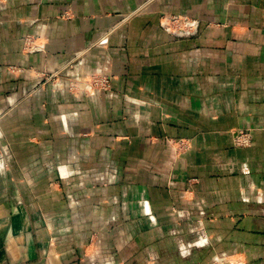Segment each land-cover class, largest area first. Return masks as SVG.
I'll use <instances>...</instances> for the list:
<instances>
[{
    "label": "crops",
    "instance_id": "crops-1",
    "mask_svg": "<svg viewBox=\"0 0 264 264\" xmlns=\"http://www.w3.org/2000/svg\"><path fill=\"white\" fill-rule=\"evenodd\" d=\"M0 116V264H264V0H0Z\"/></svg>",
    "mask_w": 264,
    "mask_h": 264
},
{
    "label": "built area",
    "instance_id": "built-area-1",
    "mask_svg": "<svg viewBox=\"0 0 264 264\" xmlns=\"http://www.w3.org/2000/svg\"><path fill=\"white\" fill-rule=\"evenodd\" d=\"M25 49L27 51H30V52H33L35 50H37V46H35L31 40H27L26 44H25ZM58 75H55V76H49L47 77V82L52 80L53 78L57 77ZM92 82H94V84H92L93 86H96V87H102L104 89L108 88L109 87V80L106 79V78H101V79H95L93 80ZM1 116H0V121H1ZM249 137H248V134L244 133V132H241V134L235 139V144L236 146H243V141H248Z\"/></svg>",
    "mask_w": 264,
    "mask_h": 264
},
{
    "label": "rangeland",
    "instance_id": "rangeland-1",
    "mask_svg": "<svg viewBox=\"0 0 264 264\" xmlns=\"http://www.w3.org/2000/svg\"><path fill=\"white\" fill-rule=\"evenodd\" d=\"M122 19H129V18H122ZM44 76H45V75H44ZM42 78H43V77H42ZM55 79H56V78H55ZM95 79L98 80V79H101V78H92V79H90V80H91L90 82H91L92 84H94V82H92V81L95 80ZM43 80L47 82V77H44ZM108 85L110 86V80H109V84H108ZM95 87H96V86H95ZM243 144H244L243 146H238V147H246V146H249V145H250V139H248V141H245V140H244V141H243ZM235 145H236V144H235Z\"/></svg>",
    "mask_w": 264,
    "mask_h": 264
}]
</instances>
